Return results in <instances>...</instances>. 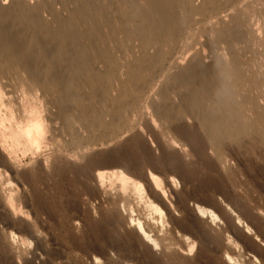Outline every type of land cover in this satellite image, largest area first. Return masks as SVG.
<instances>
[{"label": "rangeland", "instance_id": "rangeland-1", "mask_svg": "<svg viewBox=\"0 0 264 264\" xmlns=\"http://www.w3.org/2000/svg\"><path fill=\"white\" fill-rule=\"evenodd\" d=\"M26 2L39 44L17 39L14 61L0 45V190L17 211L0 214V264H264V0L177 3L158 54L137 28L143 0ZM67 23L83 39L62 41ZM235 108L250 131L229 125ZM114 169L125 193L95 178Z\"/></svg>", "mask_w": 264, "mask_h": 264}, {"label": "bare ground", "instance_id": "bare-ground-1", "mask_svg": "<svg viewBox=\"0 0 264 264\" xmlns=\"http://www.w3.org/2000/svg\"><path fill=\"white\" fill-rule=\"evenodd\" d=\"M10 1V4L8 5V0H4L3 2H0V45L4 48V50L7 51L8 55H10L9 57V61L12 60L14 61L15 59L17 60V58H20V56L18 55L20 52L22 53V48H20L21 46H19L21 43L18 44L17 42V39L18 40H21L25 43L24 46H27V50H25L26 52L29 51L30 48H32V46H35L37 44H39V39H40V36L43 35L44 33V29L42 28L45 23L43 22V20L40 18V15H39V12H38V7H34V6H31L29 3L26 2V0H22L21 2H18L17 3V0H9ZM144 3H145V8H141L139 6H136L134 8V13H135V16L138 20V24H137V28L139 29V34L141 35V42H142V45L144 47H147V46H156V52L158 54L159 52V48L163 46V44H172L174 43L175 40H173L175 38V32H173V30L175 29V26H176V15H175V12H174V8L176 6L177 3L179 2H184L185 0H143ZM13 10H16L18 13V16H15L19 19H23L25 20V26H23L24 28L22 29V27H20V30L18 31V33H16L15 35H12L10 33H8L7 29H8V26L7 24L8 23V20L10 18H12V12ZM16 20L14 21V24H16ZM12 24V26L14 25ZM21 24V23H20ZM16 26H18L16 24ZM15 26V27H16ZM68 26L69 24H64L63 28H64V31L66 32H63L61 33V40L62 41H67V42H76L80 39H83V37H79V35H76L74 36V33H70L68 32ZM13 30V29H11ZM99 32V31H98ZM14 33V32H13ZM88 39H95V37L92 36V34H90L89 36H87ZM90 39V40H91ZM44 40V39H43ZM42 43V42H40ZM45 44V43H44ZM43 44V45H44ZM92 44V43H91ZM62 45V43H61ZM63 46H66L65 44ZM33 49V48H32ZM47 49V47H46ZM34 50V49H33ZM63 50V48H62ZM36 51V50H35ZM46 51V50H45ZM32 52V51H31ZM57 53V52H56ZM97 52H95V55H96ZM119 53V51H118ZM121 53V52H120ZM189 54V53H187ZM3 55V54H2ZM29 55V54H28ZM44 55H48V54H44ZM98 55V53H97ZM96 55V56H97ZM19 56V57H18ZM31 56V55H30ZM45 56V57H46ZM49 56H51L49 54ZM53 56V55H52ZM56 57V56H55ZM58 58V57H57ZM2 59V58H1ZM21 59V58H20ZM28 59V58H27ZM52 59V58H51ZM56 59V58H55ZM111 57L110 56H107L105 60H110ZM152 59V57H148V58H145V60L147 61H150ZM22 60V59H21ZM20 60V61H21ZM29 60V59H28ZM32 60V59H31ZM47 60V58H46ZM48 60H50L48 58ZM26 61V60H25ZM33 61V60H32ZM51 61V60H50ZM53 61V60H52ZM56 62V60H55ZM22 63V62H21ZM28 63V62H27ZM26 63V64H27ZM37 63V62H36ZM35 63V64H36ZM51 63V62H50ZM53 63V62H52ZM19 64V63H18ZM29 64V63H28ZM27 64V65H28ZM55 64V63H54ZM53 64V65H54ZM58 64V63H57ZM22 65V64H21ZM31 66V64H29ZM34 65V64H33ZM39 65V64H37ZM52 65V64H51ZM56 65V64H55ZM135 65V64H134ZM132 66V65H131ZM25 67V66H24ZM33 67V66H32ZM31 67V68H32ZM37 67V66H36ZM113 67V66H112ZM190 67L191 69H193V66L190 65L188 66ZM31 68L29 67V69L31 70ZM38 68V67H37ZM94 68V67H93ZM133 68V67H132ZM28 69V71H30ZM103 69V68H101ZM39 70V69H38ZM41 70V69H40ZM39 70V71H40ZM52 70V69H51ZM56 70V69H55ZM136 70H138L137 73H143V70H144V65L143 64H139L137 67H136ZM103 71V70H102ZM134 71H135V67H134ZM56 72V71H55ZM59 72V71H58ZM203 72V71H202ZM54 73V72H53ZM29 74V72H28ZM57 74V73H56ZM59 74V73H58ZM133 73H129L128 74V79L131 81L132 80V75ZM35 75V74H34ZM55 75V74H54ZM31 76V75H30ZM38 76V75H37ZM54 77V76H53ZM58 77V76H57ZM93 75L92 74H89V78H92ZM191 78H193V76H191ZM36 79V78H35ZM94 79V78H93ZM60 80V79H58ZM191 81V80H190ZM64 83V82H63ZM65 84V83H64ZM62 84V85H64ZM77 84V83H76ZM61 85V84H60ZM103 88V87H102ZM79 90V89H78ZM77 90V91H78ZM126 97V93L125 92H121L119 94V99L122 100ZM163 105V104H162ZM169 107V106H168ZM163 109V108H162ZM165 109V108H164ZM169 110V109H168ZM165 111V110H164ZM163 111V112H164ZM161 112V111H160ZM167 116V115H166ZM191 116V115H190ZM199 117V116H198ZM177 118V117H176ZM191 118V117H190ZM200 118V117H199ZM198 118V120H199ZM229 125H233L235 126V128L237 129V131L239 133H245L247 131H250L251 130V126H248V125H245L244 123H242V120H243V113L242 111L240 110H237V108H235L234 110L230 111L229 113ZM41 117H38L36 116L35 117V120H34V124L32 127H34V129L38 130V128L40 127V123H41ZM152 121V120H151ZM179 121V120H178ZM155 124V123H154ZM185 130V129H184ZM32 141L34 143H36V136H32L31 137ZM262 139L264 140V133H262ZM218 141V140H217ZM35 147V145H34ZM38 147V146H37ZM175 150V149H174ZM168 157V156H167ZM148 173V172H147ZM105 175H108L109 178L111 179H114V180H117L116 183H120V191H122L123 193H125L128 189L127 185L130 182V179L127 178L121 171L117 170V169H114L108 173H104V172H97L95 174V178L97 181H100L101 182V179H103V177ZM147 181H149V183H153L154 182V176L152 174L149 173V175H147ZM94 179V178H93ZM206 180V179H205ZM132 181V180H131ZM169 182H170V179H169ZM112 183V182H111ZM166 183V182H165ZM131 185V184H130ZM150 186V185H149ZM151 187V186H150ZM156 187V186H154ZM132 189L134 190V192H140L141 191V185L140 184H133V187ZM153 190H155L154 192H156L155 194V197L154 199L155 200H158V199H165L164 198V194L160 193L159 189L157 188H153ZM152 190V192H153ZM2 189L0 190V206H1V212L0 214L2 215H7L9 216L10 218H16L17 217V211L14 209L15 207H13V201L12 204L10 202V199L7 196H5L3 193H2ZM150 193V192H149ZM139 194V193H138ZM153 194V193H152ZM176 195V193H175ZM12 196V195H10ZM13 197V196H12ZM167 202V201H166ZM178 202V200H177ZM182 202V201H181ZM184 203V202H183ZM187 203V202H186ZM168 204V203H167ZM172 204V203H171ZM176 204V203H175ZM164 205V204H163ZM169 206V205H168ZM178 206V205H177ZM176 206V207H177ZM173 207V208H172ZM169 206L170 209H174L175 206L172 205ZM184 208V207H183ZM179 209V208H178ZM188 209V208H187ZM186 209V210H187ZM206 210V209H205ZM167 211L168 208H167ZM175 212V211H174ZM180 212V210H179ZM169 215L171 216V219L172 221L174 220V218L172 217L173 215L171 214V212H168ZM177 213V212H176ZM174 213V214H176ZM181 213V212H180ZM195 213V212H194ZM197 215L198 214H208L209 217L211 218H216L215 214L213 212H206L203 210H197ZM191 214V213H190ZM185 215V214H184ZM183 215V216H184ZM5 216V217H7ZM176 216V215H175ZM186 216V215H185ZM192 216V215H191ZM190 216V217H191ZM200 216V215H199ZM204 216V215H203ZM5 217L3 219H5ZM168 217V216H167ZM179 217V216H177ZM188 217V216H187ZM193 217V216H192ZM227 217V216H226ZM225 217V218H226ZM227 219V218H226ZM7 220V219H6ZM12 220V219H11ZM194 220V218L192 219ZM210 220V219H209ZM10 221V220H9ZM235 221V220H234ZM195 222V221H194ZM11 223V221H10ZM173 223V222H172ZM182 223V222H181ZM180 223V224H181ZM184 223H185V220H184ZM140 224V223H139ZM196 224V222H195ZM235 224L238 225L239 223H237L235 221ZM184 225V224H183ZM182 225V227H183ZM187 225V224H186ZM230 225V224H228ZM181 226V225H180ZM185 226V225H184ZM189 226V225H188ZM198 227V226H197ZM227 227V226H226ZM231 227V226H229ZM254 227H255V224H254ZM142 228V227H141ZM140 227L138 228V226L136 227V229H138V233L139 235L142 237V239L146 242V243H151L150 242V238L147 237V235L145 234V232L141 229ZM237 228V226L235 227ZM234 228V229H235ZM135 229V230H136ZM187 229V228H186ZM199 229V227H198ZM191 231V230H190ZM201 231V230H200ZM206 231V230H205ZM234 231V230H233ZM236 231V230H235ZM203 231H201L202 233ZM247 235H248V232L245 230L244 231ZM192 233H193V230H192ZM204 233V232H203ZM237 233V232H235ZM250 233V232H249ZM196 234V232H195ZM207 235V234H206ZM246 235V236H247ZM187 236V235H186ZM241 236V235H240ZM250 236V234L248 235ZM208 237V236H207ZM206 237V238H207ZM244 238V237H243ZM199 239V238H198ZM254 239V238H253ZM260 239V238H259ZM241 240H244V239H241ZM152 241V240H151ZM211 241V240H209ZM245 241V240H244ZM256 243H257V240L255 239ZM213 243V242H212ZM248 243V242H247ZM153 244V243H151ZM154 245H156L154 243ZM239 247V246H238ZM255 247V246H254ZM262 247V246H261ZM245 248V247H244ZM253 248V247H252ZM251 249V248H250ZM247 251V250H246ZM257 252V251H256ZM261 253V252H260ZM258 254V253H257ZM226 256V255H225ZM228 258V257H227ZM264 258V257H262Z\"/></svg>", "mask_w": 264, "mask_h": 264}, {"label": "crops", "instance_id": "crops-1", "mask_svg": "<svg viewBox=\"0 0 264 264\" xmlns=\"http://www.w3.org/2000/svg\"><path fill=\"white\" fill-rule=\"evenodd\" d=\"M32 140V139H31Z\"/></svg>", "mask_w": 264, "mask_h": 264}]
</instances>
